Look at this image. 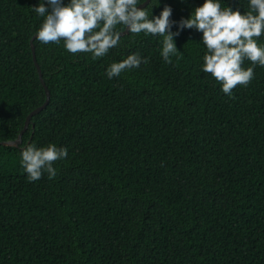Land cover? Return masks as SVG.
I'll list each match as a JSON object with an SVG mask.
<instances>
[{"label":"trees","instance_id":"obj_1","mask_svg":"<svg viewBox=\"0 0 264 264\" xmlns=\"http://www.w3.org/2000/svg\"><path fill=\"white\" fill-rule=\"evenodd\" d=\"M44 2L0 0V143L47 100L31 48ZM204 2L146 8L170 6L176 32ZM162 39L129 33L97 60L35 39L50 102L0 145V264H264V67L229 96L202 71V33L181 31L171 64ZM134 53L149 63L107 77ZM30 144L67 148L54 179L28 181Z\"/></svg>","mask_w":264,"mask_h":264},{"label":"clouds","instance_id":"obj_2","mask_svg":"<svg viewBox=\"0 0 264 264\" xmlns=\"http://www.w3.org/2000/svg\"><path fill=\"white\" fill-rule=\"evenodd\" d=\"M140 0H46L34 7L44 20L36 33L42 44H60L76 55L91 54L93 60L108 55L119 45L123 29L132 35L162 37L161 56L171 64V57L182 58L175 37L186 29L202 33L206 48L202 71L221 84L222 92L231 96L237 86L247 87L255 78L254 66L264 67V0H249V11L241 12L223 7L221 0H205L194 9L189 18H182L179 30L172 31L173 9L165 6L158 16H151ZM123 28L118 30V26ZM252 67H243L245 61ZM149 58L139 53L130 54L120 62H113L106 75L109 79L121 73L147 65ZM68 157V150L55 144L38 147L30 144L21 152V166L29 182L48 175L57 176L54 164Z\"/></svg>","mask_w":264,"mask_h":264},{"label":"water","instance_id":"obj_3","mask_svg":"<svg viewBox=\"0 0 264 264\" xmlns=\"http://www.w3.org/2000/svg\"><path fill=\"white\" fill-rule=\"evenodd\" d=\"M151 2V0H146L142 5L141 7H146L147 5H149V3ZM129 32L126 30H124L122 32V35L121 37L125 36V35H128ZM36 39V35L32 38L31 40V48H32V51H33V56H34V62H35V65L38 69V72H39V75H40V78H41V81L46 89V94H47V100L45 101V103L38 107L37 109H35L33 112H31L29 114V116L27 117V120H26V123H25V128L24 130L22 131V133L19 135L18 139L14 140V141H6V142H1L0 145H3V146H8V147H19L21 144H22V137H23V134L24 132L28 129L30 123H31V120L32 118L35 116V115H38L39 113H41L49 104L50 102V91L49 89L47 88L45 82H44V79L42 77V72H41V68L37 62V58H36V47H35V44H34V41Z\"/></svg>","mask_w":264,"mask_h":264}]
</instances>
